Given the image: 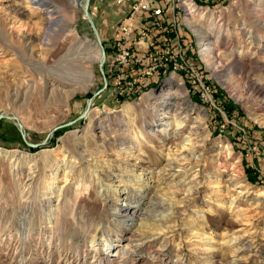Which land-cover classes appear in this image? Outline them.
I'll list each match as a JSON object with an SVG mask.
<instances>
[{
    "label": "rangeland",
    "instance_id": "obj_1",
    "mask_svg": "<svg viewBox=\"0 0 264 264\" xmlns=\"http://www.w3.org/2000/svg\"><path fill=\"white\" fill-rule=\"evenodd\" d=\"M42 2L72 17L70 32L48 33L46 9L30 0H0V113L17 115L32 143L76 119L103 87L79 0ZM137 2L91 0L107 57L113 26ZM169 4L189 27L184 81L144 74L156 62L142 46L136 82L115 87L105 66L109 86L90 113L46 145L29 147L15 121L0 120V264H264V0ZM193 10L207 13L202 36ZM194 121L200 148L188 139ZM155 200L167 205L144 212Z\"/></svg>",
    "mask_w": 264,
    "mask_h": 264
},
{
    "label": "built area",
    "instance_id": "obj_2",
    "mask_svg": "<svg viewBox=\"0 0 264 264\" xmlns=\"http://www.w3.org/2000/svg\"><path fill=\"white\" fill-rule=\"evenodd\" d=\"M137 1L131 5L130 14H127L124 20L118 23L119 25L113 26L114 33L110 37L109 45L112 53L106 57L105 65L109 76L115 79L113 85L117 83L115 87L122 89L121 81L129 76L134 77V82H136L135 76L139 75L140 71L136 67L145 58V54L140 51L142 46L153 50L150 58L156 62L144 74L153 75L156 70L155 81L166 75L169 78L174 76L184 81V76H187L191 68L189 27L187 25L181 27L178 18L175 15H169L170 0H161L160 3L156 1L157 4L152 3V0ZM191 1L197 6H200L199 3L223 2V0ZM175 7L174 3L173 11ZM124 68H127L125 76L122 72Z\"/></svg>",
    "mask_w": 264,
    "mask_h": 264
},
{
    "label": "bare ground",
    "instance_id": "obj_3",
    "mask_svg": "<svg viewBox=\"0 0 264 264\" xmlns=\"http://www.w3.org/2000/svg\"><path fill=\"white\" fill-rule=\"evenodd\" d=\"M32 3H34V4H36L38 7H43L44 5H43V0H30ZM69 2L70 3H72V5L73 6H76V7H78V0H69ZM79 3H80V0H79ZM80 6H81V9H82V5L80 4ZM191 6V5H190ZM50 7V8H49ZM49 7H47V6H45V7H43L44 9H46L45 10V14H46V16H45V22H46V24L48 25V27H47V32L48 33H50V32H55V31H57V32H60V33H65L66 31H69L70 32V30H69V26H70V22H72V17H70V20H68V22H66V21H64V20H62V18L60 17L61 15V12L58 10V8L57 7H51V6H49ZM193 7V6H192ZM20 10V6H18V4H15L14 6H13V8L11 9V11H12V13H18V11ZM83 10V9H82ZM193 13H195L194 14V16H195V19H194V16H193V18H190L189 20V24H191V26H193L194 28H195V30H196V32H198V34L200 35V36H202L203 34H205V32H204V30L201 28V27H199V22L198 21H200V20H204V19H206V15H207V13L206 14H204V13H199V12H196V10H193L192 11ZM11 13V12H10ZM84 17H85V15H84ZM86 18V17H85ZM57 28V29H56ZM51 41V39L50 38H46V42H45V44H48L49 42ZM76 42V40H74V41H72L71 42V44H74ZM210 42V41H209ZM208 44H210V45H212V43H208ZM209 45V46H210ZM99 49H100V47H98ZM205 49H208V50H211V47H209V48H205ZM100 52H101V50H100ZM100 55H101V53H100ZM203 55H205V57L206 58H208L209 56H211L212 55V52H209L208 54L207 53H205V54H203ZM100 58V57H99ZM64 65V64H63ZM66 71H68V72H70L71 71V69H67ZM174 77V76H173ZM78 86H80V87H82V85L80 84V85H78ZM75 89H76V87H74ZM261 90H263V88L262 87H260V92H262ZM68 97V93L67 92H65V98H67ZM167 98V97H166ZM165 98V99H166ZM168 105H169V99L167 98L166 100H164V102H162L161 104H160V106L162 107V109H158L157 111H156V117H158L157 119H156V122H161V121H163L164 119L163 118H165L166 116H165V114L167 113V112H165V110H166V108L168 107ZM176 107V106H175ZM162 111V112H161ZM178 108L176 109V116L178 115H182V112L181 111H178ZM90 113V111L87 113V115ZM87 117V116H86ZM170 124V123H169ZM169 124H161V125H164L166 128L168 127V125ZM201 124L202 123H200L199 121H194L193 122V124H192V128H191V132H190V135H189V137H188V139L191 141V147H193V148H200V147H202L204 144H203V141H204V139L202 138V132H203V128H202V126H201ZM180 125V124H179ZM104 128V127H103ZM152 130H154V126L149 130L150 132L152 131ZM162 131V130H161ZM106 134V133H105ZM103 143H106V144H108V145H112L113 147H117L118 145H119V143L117 142V140H113V139H111V138H109V139H103ZM84 145V144H83ZM179 150H181V148L179 149ZM1 152V151H0ZM5 157L6 156H8L7 158L8 159H10V160H12L13 159V157L14 156H12L11 155V153L10 152H5ZM180 155H184L183 153H181ZM185 159H189V155L188 154H185ZM170 165V164H169ZM174 165V164H173ZM169 175L170 176H173V174H171V173H169ZM34 178V175L32 176V179ZM165 205H167V203L165 202V201H163V200H155V201H153L151 204H149L148 206V208L144 211V209H139L136 213H138V214H140L141 215V213H143V211L144 212H146L147 214H149V215H153V212H154V210L153 209H150V208H156V207H163V206H165ZM171 205V204H170ZM169 205V206H170ZM153 206V207H152ZM146 215V214H145ZM135 217V215H134V213L132 214V215H130V219H132V218H134ZM110 245H111V242L110 241H107L106 243H105V246L107 247V249L110 247Z\"/></svg>",
    "mask_w": 264,
    "mask_h": 264
},
{
    "label": "water",
    "instance_id": "obj_4",
    "mask_svg": "<svg viewBox=\"0 0 264 264\" xmlns=\"http://www.w3.org/2000/svg\"><path fill=\"white\" fill-rule=\"evenodd\" d=\"M80 4L82 5V9L84 11V15H85V17H86V19H87L92 31H93V34H94L96 42H97V46L100 47V50H101V55H100V58H99V71H100V73H101V75L103 77V87H101L98 91H96L93 94V96L89 99L87 107L85 108V110L76 119L54 127L47 134L46 138L43 141L38 142V143H32V142H30L28 140L27 132H26V129L24 127V124L21 122L20 118L17 115L8 114V113H0V120L1 119H9V120L15 121L17 123L19 131H20V133L22 135V138H23L24 142L29 147L39 148V147H42V146L46 145L47 142L54 136V134H55V132L57 130H59V129L63 128V127H66V126H70V125L78 122L79 120H82V119L86 118L87 113L90 111V107L92 105V101H93L94 97H96L97 95H99L102 92H104L109 86V81H108V77H107L106 70H105L107 51H106V48H105V46L103 44L102 37H101L100 31L98 29V26H97V24L95 22V19L92 16L91 11H90L91 0H80Z\"/></svg>",
    "mask_w": 264,
    "mask_h": 264
},
{
    "label": "trees",
    "instance_id": "obj_5",
    "mask_svg": "<svg viewBox=\"0 0 264 264\" xmlns=\"http://www.w3.org/2000/svg\"><path fill=\"white\" fill-rule=\"evenodd\" d=\"M106 51H107V50H106ZM226 108H227V107H226ZM228 111H229V112H231V110H230V109H229Z\"/></svg>",
    "mask_w": 264,
    "mask_h": 264
}]
</instances>
